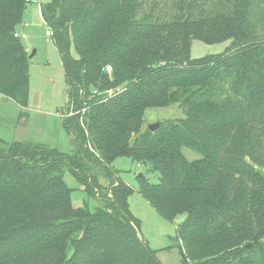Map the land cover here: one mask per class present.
<instances>
[{"label":"trees","instance_id":"16d2710c","mask_svg":"<svg viewBox=\"0 0 264 264\" xmlns=\"http://www.w3.org/2000/svg\"><path fill=\"white\" fill-rule=\"evenodd\" d=\"M35 1L0 0V94L20 107L30 58L14 34ZM39 10L74 149L0 139V264H162L110 167L120 156L158 173L157 183L137 175L138 192L163 218L184 215L183 264H264V0H51ZM192 40L229 43L192 57ZM173 103L184 118L143 126L148 108ZM64 172L97 205L74 206Z\"/></svg>","mask_w":264,"mask_h":264},{"label":"rangeland","instance_id":"374dc122","mask_svg":"<svg viewBox=\"0 0 264 264\" xmlns=\"http://www.w3.org/2000/svg\"><path fill=\"white\" fill-rule=\"evenodd\" d=\"M50 1L36 0L28 4L30 12L26 13L25 21L23 20L16 29L30 58L28 105L20 107L12 99L0 94V139L6 142H33L56 148L64 153H71L74 149V141L61 123L67 101L61 59L51 36L45 33L47 26L38 9L40 4ZM228 43L210 45L192 40L190 54L192 57H200L208 53H219ZM108 92V94L113 93V89ZM20 111L24 112L21 117ZM184 117L185 114L177 103L148 108L143 126ZM183 152L189 160L199 157L197 153L186 148ZM110 167L115 171L114 175L132 189L128 197V205L131 214L138 222L140 238L154 251L156 259L162 264H183L180 242L177 241V225L184 219V215H178L173 221L167 220L138 192L137 175L144 174L150 182L157 183L158 173L150 172L148 165L138 164L125 156L115 158L110 163ZM63 179L71 188L70 198L74 206L86 205L91 208L97 205L96 198L92 194L89 197L83 185L71 174L64 172ZM98 181L104 186L108 185V179L102 175L98 177Z\"/></svg>","mask_w":264,"mask_h":264},{"label":"crops","instance_id":"0c3cea01","mask_svg":"<svg viewBox=\"0 0 264 264\" xmlns=\"http://www.w3.org/2000/svg\"><path fill=\"white\" fill-rule=\"evenodd\" d=\"M39 7V6H38ZM29 8H30V6H28V8L25 10V12H24V15H23V19H22V22L21 23H23V20L25 21V15H26V13H29L30 12V10H29ZM39 9V8H38ZM29 10V11H28ZM39 13H40V10H39ZM41 16V15H40ZM18 34H19V32H18ZM19 37H20V34H19ZM27 50V49H26Z\"/></svg>","mask_w":264,"mask_h":264},{"label":"water","instance_id":"95a60500","mask_svg":"<svg viewBox=\"0 0 264 264\" xmlns=\"http://www.w3.org/2000/svg\"><path fill=\"white\" fill-rule=\"evenodd\" d=\"M157 125V123L155 122V123H152V124H149L148 125V127H149V129H154V127ZM249 244H247L246 246H248ZM183 257V256H182ZM184 258V257H183Z\"/></svg>","mask_w":264,"mask_h":264},{"label":"built area","instance_id":"2783aa9c","mask_svg":"<svg viewBox=\"0 0 264 264\" xmlns=\"http://www.w3.org/2000/svg\"><path fill=\"white\" fill-rule=\"evenodd\" d=\"M45 33L48 34V35L50 34L49 30H46ZM14 35L17 36L18 34L15 33Z\"/></svg>","mask_w":264,"mask_h":264}]
</instances>
